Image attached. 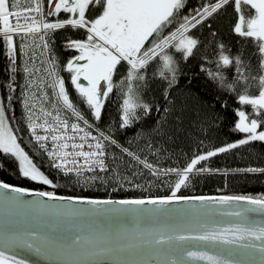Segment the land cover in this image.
<instances>
[{
	"label": "snow or ice",
	"instance_id": "obj_1",
	"mask_svg": "<svg viewBox=\"0 0 264 264\" xmlns=\"http://www.w3.org/2000/svg\"><path fill=\"white\" fill-rule=\"evenodd\" d=\"M233 3L236 13L234 33L250 41L254 45L252 54L257 59L255 69L248 59H242L243 52L235 56L225 54V45H219V59L217 68L233 66L236 75L229 81L223 72H208V75L219 83L221 88L235 93L241 105L250 106L251 112L238 110V122L235 131L244 134L237 143H231L205 154H197L184 168H170L163 170L164 175H174L175 181L170 185L169 195L147 199H93L84 193L76 196H61L54 191H36L0 180V200L8 193H16L10 199L19 207H31L35 214L41 217H53L58 220L72 221L83 215H140L142 213L169 214L172 211L180 215L188 214L186 210L169 209V205L181 202L199 201L216 202L222 205H231L233 202L242 206L235 211L227 213L237 217L239 223L226 228L208 229L195 234L176 233L165 237L160 234L150 240L143 237L139 242H129L123 233L116 236L117 244L111 245L110 233L89 232L84 234L82 229L69 231L60 236H44L36 231L27 233L32 242L20 236H14L13 241H22L29 248L37 252L41 247L36 241L47 244L50 252L57 256L68 257L64 264H100L94 257L114 254H139L150 250L156 255L186 256L189 260L202 262V264H244L243 261L233 260L231 257L247 255L252 258V264H264V223H257L248 219L250 213L264 214V196L251 197L245 195L235 196H185L180 194L181 188L186 187L190 176L210 171L206 167H197L202 161L216 156L240 145L253 141L264 142V0H215L203 5L194 16H183L178 22L181 9L185 7V0H54L50 3L53 11L48 15L61 12L70 14L68 18L48 22L41 7V0H0V39L7 45V55L15 72L18 48L17 37L21 44L28 38L34 42L38 39V47L49 48L48 33L50 30L72 28L82 29L85 32L83 39H68L67 47L75 49L79 55L67 62L66 70L71 74V84L75 86L79 97L92 111L96 120L101 117L104 98L113 91V78L119 68L125 70L120 80L123 92L121 127H128L137 117V109L148 112V105L139 100L138 90L146 79L149 65L156 61L154 76H159L167 81L170 89L176 81V60L170 49L182 53V58L187 60L192 55L193 49L199 43L191 34V30L198 25H203L209 17L217 13L225 5ZM94 10L93 16H86V12ZM211 27V25H208ZM174 29V30H173ZM213 36L215 33L212 34ZM22 50V49H21ZM43 63V62H42ZM50 69H44L49 77H55L49 85L55 90L58 100L62 101L65 109L70 110L78 121H82L87 128L92 126L84 119L83 115L70 100L65 88V81L56 72L54 58L49 59ZM119 66V67H118ZM25 72L31 76L34 71L27 66ZM82 81H86L85 85ZM104 82L106 87L102 85ZM13 91L12 84L8 85ZM126 88V90H124ZM168 89L164 91V99L168 100ZM45 95H47L45 93ZM12 97H8L11 103ZM24 107L27 110L26 119L32 137L45 153H47L50 167L62 172L65 176H74L76 183L82 186H91L97 181L108 183L107 174L114 170L106 163L105 141L115 144L116 141L104 132L91 135L79 123L69 125L68 120L62 119L59 111L45 110L43 122L34 109L36 105L25 98ZM168 109H165L167 112ZM51 117L52 122H49ZM45 135L37 134V129ZM69 129L76 135H68ZM15 129L8 122L6 109L0 104V154L6 158L14 159L21 177L41 185L52 188L59 187L54 183V178H49L37 163L21 146V141ZM81 133H83L81 135ZM77 136L81 143H75ZM94 143H88L89 140ZM49 140L51 147H49ZM87 143L89 151H84ZM129 156L138 160L145 168L152 170V175H158L159 170L147 161H140L134 153L122 149ZM3 165L0 164V168ZM235 171L264 173V168H246ZM104 174V175H101ZM115 178L119 180V175ZM122 187V185H121ZM116 189L114 188L113 191ZM34 196L39 199L24 201L22 197ZM58 201L61 203H49ZM91 205V209H82L76 205ZM145 205L155 206L146 208ZM151 235V234H149ZM190 241L203 242L205 248L214 247L218 251L213 254L207 250H192L185 245ZM0 264H24L23 261L7 256L0 251ZM117 264H149L148 261H119ZM157 264H185L184 259H170L157 262Z\"/></svg>",
	"mask_w": 264,
	"mask_h": 264
},
{
	"label": "trees",
	"instance_id": "obj_2",
	"mask_svg": "<svg viewBox=\"0 0 264 264\" xmlns=\"http://www.w3.org/2000/svg\"><path fill=\"white\" fill-rule=\"evenodd\" d=\"M215 0H185V7L178 17L194 16L203 5ZM236 13L233 3L225 5L214 13L203 24L191 30V34L199 43L187 60L182 53L170 49L176 60V81L168 89L167 81L154 76L156 61H153L146 73V79L139 87L138 95L141 103L148 105L149 111L137 109V117L128 127H121L123 86L120 80L125 74L119 68L115 75L112 93L106 98L101 111V117L95 121L88 106L73 92L71 100L74 105L99 128L111 134L116 144L109 153V166L113 172L108 183L97 181L91 186L76 183L74 176H64L55 168L50 167L45 153L36 146L29 137L24 126L20 99V68L18 53L15 69L7 55V45L0 39V104L6 109V115L13 123V129L20 138L21 146L30 158L38 164L49 178L59 187L52 188L32 182L19 175L14 159L0 154V180L19 187L36 191H54L61 196H76L84 193L95 199H145L162 197L171 192L170 185L174 183V175H164L163 170L184 168L197 154H205L210 150L237 143L244 137L243 133L235 131L238 122L237 111L251 112L250 106L241 105L235 93L219 86L208 72H223L231 81L235 68H217L219 45H225V54L235 56L243 52L242 59H248L255 69L257 59L250 55L254 45L233 31ZM211 25L209 27L208 25ZM174 30V29H173ZM215 33L213 36L212 34ZM67 32L56 33L52 39L53 47L60 49V43L65 40ZM18 48V41L16 39ZM56 50V49H55ZM12 84L13 91L8 85ZM168 89V100L164 99V91ZM118 90V95L113 93ZM126 90V88L124 89ZM11 96V103L8 97ZM165 109H168L165 112ZM10 115V116H9ZM122 149L134 153L140 161H147L162 174L152 175L138 160L129 156ZM197 167H206L210 171L193 174L180 194L185 196H264V173L240 172L237 169L264 168V142L253 141L240 145L229 151L218 153ZM104 175V174H102ZM122 185V187H121ZM116 189L113 191V189Z\"/></svg>",
	"mask_w": 264,
	"mask_h": 264
},
{
	"label": "water",
	"instance_id": "obj_3",
	"mask_svg": "<svg viewBox=\"0 0 264 264\" xmlns=\"http://www.w3.org/2000/svg\"><path fill=\"white\" fill-rule=\"evenodd\" d=\"M86 83V81H82ZM105 86L104 82H101ZM74 90L75 86L73 85ZM77 92V91H76ZM105 98L103 100L104 104ZM102 110V109H101ZM95 118V117H94ZM3 191V190H0ZM16 193L8 195L0 200V251L7 256L23 261L24 264H64L69 259L65 256H57L50 252L47 244L36 241L41 247L37 252L35 248H29L22 241H13L14 236H20L24 240L32 242L27 233L36 231L44 236H60L69 231L82 229L84 234L89 232L110 233L112 236L111 245L116 246V236L123 233L125 238L131 243L139 242V238L146 240L158 237L163 234L165 237L173 236L176 233L195 234L202 231L204 227L208 229L226 228L239 223L237 217L227 215V213L237 210L241 203L233 202L231 205H222L216 202H205L201 204L195 202H181L169 205V209L186 210L188 214L180 215L176 211L169 214L142 213L140 215H83L72 221L58 220L53 217H41L33 211L31 207H19L10 198ZM24 201H33L39 198L34 196L22 197ZM49 203H61L51 201ZM77 208L91 209V205H76ZM146 208L155 206L145 205ZM248 219L257 223H264V214L250 213ZM151 234V235H149ZM186 247L192 250H207L215 254L218 250L214 247L205 248L203 242L190 241ZM233 260L243 261L244 264H252V258L247 255L231 257ZM100 264H117L119 261H148L149 264H157L159 261L170 259H184L185 264H202V262L189 260L186 256L176 255H156L150 250H145L139 254H114L108 256L94 257Z\"/></svg>",
	"mask_w": 264,
	"mask_h": 264
},
{
	"label": "bare ground",
	"instance_id": "obj_4",
	"mask_svg": "<svg viewBox=\"0 0 264 264\" xmlns=\"http://www.w3.org/2000/svg\"><path fill=\"white\" fill-rule=\"evenodd\" d=\"M25 0H21V2H24ZM52 3V2H50ZM49 3V7L51 8ZM41 6L46 7L45 6V1L41 0ZM48 22H52L55 23L49 19H47ZM56 30H50L47 36L48 39V43H49V48L47 49L48 52V64H47V69L51 68V64L49 63V59L53 58V51L51 49V36L52 34L57 31ZM17 41H18V65L20 68V80H19V84H20V99H21V110H22V114H23V120H24V126L28 132L27 129V124H26V116H27V112L25 110V108L22 105V99H23V93L26 92V89H30V90H34L38 93V99L37 101L34 103L36 105V108L34 109V111L37 112V114L40 115V122H43V114L39 112V109L41 107H43L45 110L50 111V108L48 107L47 103H46V95L45 93H47V91L49 92L50 89H52V87H50L49 85H51L55 79V77H49L48 75H43V73H45L44 69H41L40 71H34L33 74L31 76H29V74L27 73V76H25V74H23L22 72V68H24L25 63L31 64L29 65L28 68L33 69L36 68L37 66V62L35 61V59L33 60H28L27 62V57L24 55V52L26 47H34L36 49L37 44L39 42V40L37 39L35 42L31 39L28 38L24 41L23 44H21L20 38L17 37ZM22 49V50H21ZM56 63V62H55ZM65 65V64H64ZM67 65V63H66ZM66 65H65V69H66ZM43 70V71H42ZM59 67H56V72L58 74L59 77L62 78V76L60 75V72H58ZM24 89V91L22 92V90ZM8 122L10 123V125L13 127V123L10 121V119L8 118ZM40 130L39 128L37 129V131ZM49 147H51V141H49ZM48 162H49V158H48ZM50 163V162H49ZM56 171H58L57 169H55ZM59 172V171H58ZM60 174H63L62 172H59ZM64 175V174H63ZM65 176V175H64ZM71 176V175H70Z\"/></svg>",
	"mask_w": 264,
	"mask_h": 264
},
{
	"label": "flooded vegetation",
	"instance_id": "obj_5",
	"mask_svg": "<svg viewBox=\"0 0 264 264\" xmlns=\"http://www.w3.org/2000/svg\"><path fill=\"white\" fill-rule=\"evenodd\" d=\"M44 1H45V6H46L45 7V12H46V18L47 19H49V20H51L53 22H56L57 20L65 19V18H68L69 17L70 14L64 13V12H61V13L55 14V15H48L49 12H52L53 11L52 7L51 8L49 7V3L50 2L54 3V0H44ZM93 14H94V10H92L91 9V6H90V10L88 12H86V16L91 17V16H93ZM64 31L67 32V35H66L65 40H63L60 43V49H58V47H56V48L53 47L52 39L55 36V34L56 33H60V32H64ZM84 37H85L84 30H82V29H72V28L68 27V28H64V29H58L57 31H55L52 34L51 39H50L51 49L53 51V58H54V60L56 62V67H59L58 72H60V75L64 79L66 88L67 89H70L71 92H73V93H75V92H74L73 85L71 84V79H70V75L71 74L65 69V65L74 56L79 55V53L75 49H70V48H68L66 46L67 43H68V39L67 38H71V39H83ZM27 49H29V47H26L23 50L26 51ZM26 59H27V62H28L29 58L27 57ZM30 60H33V59H30ZM114 78H115V76H114ZM84 84L86 85V83H84ZM46 94H47L46 95V98H48V97L51 98V93L50 92L47 91Z\"/></svg>",
	"mask_w": 264,
	"mask_h": 264
},
{
	"label": "rangeland",
	"instance_id": "obj_6",
	"mask_svg": "<svg viewBox=\"0 0 264 264\" xmlns=\"http://www.w3.org/2000/svg\"><path fill=\"white\" fill-rule=\"evenodd\" d=\"M180 21H181V19H179L178 22H180ZM39 44H40V41L38 42L37 45H39ZM24 55L26 57L30 58V59H35V61L38 63L35 69H37L38 71H40L41 69H47V64H48V52H47V49H44L43 47H38V46L35 49L34 47L31 46V47H29V49H27L24 52ZM29 65H31V64L25 63L24 68H22V72H23V74H25V76H27V72H25L24 69H25L26 66L29 67ZM45 74L48 75L46 72L43 73V75H45ZM23 91H24V89L22 90V92ZM118 93H119L118 90H116L113 93V96L117 97ZM22 95H23V99H22L23 107H24L23 101H24L25 98L29 99L30 104L31 103H35L37 101V99H38V93L36 91H34V90L26 89V92H24ZM51 97H54V99L51 100L52 103L54 104L53 106L56 107V109H59L61 104H60L58 98L56 97L55 92H54V94L51 95ZM26 112H27V110H26ZM84 149L88 150V148L86 146L84 147ZM153 169H156V168L153 167ZM156 170H158V169H156ZM150 171L152 172V170H150ZM159 174H162V172L160 170H159Z\"/></svg>",
	"mask_w": 264,
	"mask_h": 264
}]
</instances>
